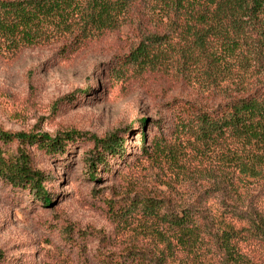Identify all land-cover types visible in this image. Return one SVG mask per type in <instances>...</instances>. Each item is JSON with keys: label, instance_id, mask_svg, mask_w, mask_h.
<instances>
[{"label": "trees", "instance_id": "1", "mask_svg": "<svg viewBox=\"0 0 264 264\" xmlns=\"http://www.w3.org/2000/svg\"><path fill=\"white\" fill-rule=\"evenodd\" d=\"M122 25L134 28L138 41L113 75L129 68L189 73L218 102L173 101L169 136L160 132L145 144L147 136L139 132L144 157L162 156L179 166L197 161L207 187L175 208L148 196L111 204L114 220L153 228L158 242L104 257L101 264H174L179 252L190 264H264V0H0V37L14 46L53 34L79 46ZM138 122L142 129L147 125L146 119ZM79 140L93 147L83 158L90 179L99 166L108 169V157L124 152L119 131L103 138L76 131L50 138L0 130V180L49 203L48 177L32 168L24 146L57 156Z\"/></svg>", "mask_w": 264, "mask_h": 264}, {"label": "rangeland", "instance_id": "2", "mask_svg": "<svg viewBox=\"0 0 264 264\" xmlns=\"http://www.w3.org/2000/svg\"><path fill=\"white\" fill-rule=\"evenodd\" d=\"M137 41L129 25L79 46L71 37L56 34L19 46L0 37L1 131L50 138L67 131L103 138L119 131L125 139L121 157H108V169L99 166L92 179L83 161L92 151L90 141L70 143L57 156L24 146L32 168L48 177L44 185L51 201L40 202L29 191L0 180V264H101L104 257L127 249L156 248L153 228L139 229L136 221L125 226L113 219L108 207L148 196L175 208L195 200L207 187L197 161L179 166L162 156L144 157L139 132H145V144L154 134L169 136L165 127L173 101L210 107L218 99L189 73L173 69L129 68L113 75ZM142 119L147 120L143 129L138 122ZM184 261L185 254L179 252L173 263Z\"/></svg>", "mask_w": 264, "mask_h": 264}]
</instances>
